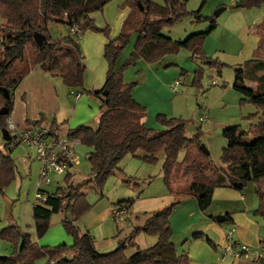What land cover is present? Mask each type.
<instances>
[{"label": "trees", "instance_id": "16d2710c", "mask_svg": "<svg viewBox=\"0 0 264 264\" xmlns=\"http://www.w3.org/2000/svg\"><path fill=\"white\" fill-rule=\"evenodd\" d=\"M112 1L0 0V109L6 107L8 110L7 115H0L1 130H7L6 119L10 117L13 106V89L36 67L60 78L71 91H85L86 67L77 38L67 33L64 37L53 39L49 24L59 23L69 28L71 24L87 19L88 24L93 26L90 15L103 10ZM123 1L131 6V10L118 36L104 46L106 74L103 88L86 91L96 98L106 91L104 100H100L96 126L79 125L66 132L69 141H78L89 148L86 159L90 173L82 180H74L73 175L67 173L62 187L59 186L55 193H49L41 205L33 204L32 217L37 238L46 234L54 215L62 214L61 224L73 243L71 246L41 247L12 223L0 231V238L13 248L9 256H0V264H35L41 258L46 260V264H188L187 253L179 251L172 241L170 224V217L181 200L192 198L198 209L205 212L216 189L229 188L241 193L249 183L254 185V214L264 222V0H239L234 6L244 10L263 9L260 22L252 30L257 37L252 58L234 69L231 86L242 97L240 104H250L257 109L248 120L258 117V121L247 131L239 126L223 130L226 145L222 149L219 165L211 160L210 155L201 152L200 130L191 138L186 136V121L159 114L157 121L161 128H148L145 124L146 109L132 96L138 82L126 83L123 78L124 71L135 66L138 60L154 64L166 56L178 54L182 49L190 51L191 59L200 64L194 71L193 84L198 85L204 71L202 66L220 68L222 64L206 57L203 51L204 40L216 27L214 18H204L200 14L206 0L201 1L200 9L191 12L186 8L189 0H162V5L150 0ZM136 13L139 17L133 24ZM185 17H191L196 23L208 20L210 26L183 41L163 34L164 28L174 26ZM34 33L43 37L40 45L34 40ZM131 33L137 34L133 49L129 57L118 65ZM184 73L181 70L180 76ZM3 90L7 91L8 98H5ZM53 125L57 126L55 122ZM13 139L11 137L5 143L6 150L0 154V195L4 194L16 175L10 157ZM180 154H183L181 161ZM160 155L163 157V183L174 200L133 226L128 238H124L122 245L115 250L99 253L90 233H82L76 226L79 218L91 208L84 191L101 192L107 179L120 171V162L128 156L156 165ZM151 180L148 179V184ZM124 182L132 183L139 190L137 198L142 195L141 184L136 179L129 178ZM133 204L134 200H121L113 206L129 211ZM229 220L226 215V222ZM140 234L156 237L155 244L126 256L127 246H135L134 240ZM191 239L205 240L212 246L211 241L201 233L192 234Z\"/></svg>", "mask_w": 264, "mask_h": 264}, {"label": "rangeland", "instance_id": "374dc122", "mask_svg": "<svg viewBox=\"0 0 264 264\" xmlns=\"http://www.w3.org/2000/svg\"><path fill=\"white\" fill-rule=\"evenodd\" d=\"M150 1L159 5L163 4L162 0ZM201 1L202 0H189L186 5L187 10L191 12L200 9ZM235 1L236 0H206L205 5L201 9L200 14L202 17L214 18L216 21V30L214 35L219 42H221V47H219L218 51H211V53L208 52L209 54L206 53L204 48L203 51L206 54V57L211 58L218 64H222V66L218 69H210L206 66H202L204 71L198 85L193 84V79L194 71L197 65L200 66V64L198 61L194 62L191 59L190 51L185 49L179 51L178 54L166 56L154 64H147L143 60H138L135 66L128 67L123 73L124 82H138L137 86L134 87L137 88L139 85H143L148 81L146 80L148 79L147 74L153 69H160L162 72L169 73L176 71L178 79L181 81V85L178 87V92L170 95L168 93V85L167 87L164 85L165 90L158 93L157 97L162 105L161 107L158 105H148V107L145 108L147 119H151V124L155 126L153 129H158L161 128V125L157 121V116L159 114L165 115L167 118H180L187 123L186 136L188 138H191L197 130H200V143L206 147L211 160L217 165H219L222 149L226 145V141L222 137L223 130L228 127L239 126L242 130L247 131L251 125L256 124L258 121V117L248 120V117L255 113L257 109L250 104H240L242 97L231 88L234 79V69H236L243 62L251 59L253 51L256 48H253L255 46L256 37L250 36L248 40L243 41L238 39L233 33H230L226 28L224 19L230 15L229 11L234 9L233 2ZM225 7L228 8L226 12L221 13L218 17L214 16L219 9ZM130 10L131 6L126 4L125 1L113 0L107 4L103 10L90 15L93 26L88 24L87 19H81L79 21L78 25L81 29V35L77 37V43L79 45L82 62L86 67L83 83L85 91H71L68 89L67 95L70 100L69 104H71V107L76 105V100L78 99L87 101L88 104L85 105V116L89 117L91 114L94 116L83 123H77V125L75 124V126L73 125V122H71L72 127L68 124L69 121H62L66 122L65 124L55 123L57 126H62V128H64L59 130V134L61 136L65 137L64 132H67L68 129H73L79 125L96 126L97 117L99 115L100 99L87 94L86 91L93 92L92 86L93 88L95 86L98 90L103 88L106 74V63L103 58L104 46L107 42L118 36L122 28L123 20L127 17ZM251 13H254L253 15L255 16H260L261 18L263 16V9L254 8ZM138 17L139 14L136 13V16H134L132 20L133 24L137 21ZM1 21L2 20L0 19V22ZM209 26L210 24L208 20L196 23L191 17H185L174 26L164 28L162 32L173 40L183 41L191 34L204 32L207 28H209ZM49 32L53 39H57L66 36L68 28L63 24L52 23L49 24ZM136 38L137 34L131 33L129 43L124 49L118 61V65L122 64L129 57ZM181 70L185 72L182 76H180ZM211 81H215L216 84L211 85ZM224 86L225 88H223ZM249 86L252 85L249 84ZM166 88L168 90H166ZM157 91L159 92L158 88ZM71 92H74L75 94L79 93L80 95L76 98V96ZM89 103H91V106H89ZM204 114L206 115V121L200 122L199 118ZM49 122L50 123H47L48 125L46 127L53 124V120ZM14 147L15 146H13V148ZM74 149L75 165L68 168L66 172L61 175L52 173L50 175L51 184L48 186H42V190L51 194L55 193L59 186L62 187L64 185V177L67 173L72 174L74 180H82L89 175L90 166L85 159L86 153L90 151L89 148L77 143ZM194 155H196L195 152ZM159 157L160 160L156 165H150L128 156L123 159V163L120 164V166H125L127 170H131L136 173V177H132L126 173L122 174L117 172L107 179L101 192H97L95 190L84 191L87 194L86 199L91 205V208L79 218L76 222V226L82 233L86 231L90 233L98 252H110L116 246L117 240L121 241V245L123 239L128 238L129 232H131L130 230H132L133 226L138 224V220L142 219L147 208H160L168 202L160 199L141 200V196L137 198L139 190L131 184L124 183V180L126 179H136L141 184V190L145 189L143 191V195L148 191L146 189H148L149 186H153V190L148 191V193L152 194V196L162 194L166 188L161 174L163 157L162 155ZM182 158L183 154H180L179 160L181 161ZM131 160L136 161L139 164H128V161ZM39 172L40 167L37 174L33 175L31 178H23V180L20 179L18 175L16 180L14 179V181L6 187L4 190L5 194L0 196V228L8 225V209L11 205L15 206L18 203L19 200L17 198L19 197V192L21 195L20 201H24L28 198L29 202L32 205L34 204V197L39 180ZM159 177L161 178L159 183L160 185L156 184V179ZM149 178H152V180L151 183L148 184ZM20 180H22L23 183L22 187L19 189ZM243 195L249 199H252L253 197V201L256 203L254 185L252 183L247 185L243 191ZM121 199H132L134 200V204L130 208L128 215L123 213L114 219L113 212L115 211V206L113 205ZM191 201L193 206H190V203H180L181 205L179 204L175 208L170 217V224L173 230L172 241L179 251H182L181 244H183L186 240H189L194 232H198V228L207 224L208 218L205 216H208L209 214L213 215V217L217 216L215 215V212L218 209L216 202H213V205H210L211 208L209 207L210 209L208 208L207 212L203 215L199 212L200 210L197 208L196 201L194 199H191ZM168 204L166 206H168ZM11 209L13 210V212L11 210V215L15 214L16 208ZM137 216H139L138 220L136 219ZM62 217V214L54 215L50 220L48 231L41 238H37L34 230L35 242L37 243L39 242L38 240H42V244L47 245H39L47 247L63 244L57 243L56 239H58V236H53L55 232H59L60 237L61 234L68 237L70 241L69 243H66V245L70 246L72 244V238L67 234L61 224ZM259 222L262 228L261 232H263L264 222L261 219ZM192 224H195V226L190 227ZM215 225L219 226V224ZM225 225H227V223L222 224V226L227 227ZM155 242L156 237L140 234L134 240L135 246L128 245L125 254L129 257L134 254L137 249L149 248L153 246ZM215 246L217 257L221 259V256H223L221 261L224 260L225 263L229 262L231 259L225 256L224 248L220 244L216 243ZM12 252L13 248L10 244L0 238V256H9ZM35 264H46V260L41 258L37 260Z\"/></svg>", "mask_w": 264, "mask_h": 264}, {"label": "crops", "instance_id": "0c3cea01", "mask_svg": "<svg viewBox=\"0 0 264 264\" xmlns=\"http://www.w3.org/2000/svg\"><path fill=\"white\" fill-rule=\"evenodd\" d=\"M237 1L239 0L233 2L234 6ZM227 9L228 8L225 7L221 13L226 12ZM251 11L252 9L246 11L243 9L234 8L232 11L231 10L229 11L230 15H228L224 19V23L226 25L227 30L230 33H233L238 39H241L243 41L248 40L250 36L256 37L253 34L252 30L253 27L257 25L262 18V17L260 18V16L253 15L254 13H251ZM221 13L218 16H220ZM215 30L216 28L207 36L204 42L203 48L207 54H209L208 52L211 53V51H218L219 47H221V42H219V40L214 35ZM256 45H257V37L255 41V46L253 48H255ZM147 77L148 79L146 80L148 81L145 84L143 85L141 84L137 88H134L132 92L133 98L144 108L148 107V105H158L161 107L162 104L157 99V97H158V93H161L163 90H165L164 85H166L165 87H167L168 85L169 90L167 88L166 90H168V93L170 95H172V93L176 94L178 92V88L175 93L171 91V87L174 81H179L181 85V81L178 79V74L176 71H172L169 73V72H162L160 69H153L148 72ZM157 88L159 89V92L157 91ZM95 89H96L95 86L94 88L92 86L93 92L98 91V89L96 90ZM67 91L68 88L64 86L60 78L52 77L50 74L43 72L40 69V67L33 69L13 89V106L9 117L11 122L14 124V126L17 129L23 130L31 127L47 126L48 125L47 123H50L49 121L52 120L57 124L59 123L65 124L66 122H62V121H69L68 124H70V126L72 124L71 122H73V125L75 126V124L77 125V123L78 124L83 123L87 121L89 118H92L94 116L93 114H91V116L89 117L85 116V109H86L85 105L88 104L87 101H84L83 99H78L76 100L77 102L76 105L74 107H71V104H69L70 100L68 99ZM89 106H91V103H89ZM145 124L148 128L151 129L155 127L153 124H151V119H147V116L145 119ZM60 129H64V128L60 126L59 130ZM64 135L66 136V132H64ZM5 143L7 142L3 140L2 130H1L0 154L4 153L6 150ZM74 150L71 156L73 158V162L69 165V167H73L76 163ZM10 157L16 168L15 180L18 175L20 179L23 180V178L26 177L31 178L33 175L38 173L40 164L37 160L34 147L17 145L12 149ZM128 162H129L128 164H132V165L139 164L133 160ZM122 163L123 160L120 162V164ZM120 164H119L120 173L122 174L126 173L132 177L137 176L136 173H134L131 170H127L125 166L121 167ZM22 180L19 181L20 184L19 189L22 187V183H23ZM160 181L161 178L160 177L157 178L156 184L160 185L159 184ZM125 184L132 185V183H125ZM144 190H142V195ZM146 190L148 191L153 190V186H149V188ZM148 191L143 196L141 195L140 198L141 200L160 199V200L168 201L163 206H166L168 203L170 204L174 200V198L168 193L166 189L162 192V194H156L154 196H152V194H149ZM18 194H19V197L17 198L19 200L18 203L15 206L11 205V207H9L8 209L7 215L9 222H7L8 223L7 226H9L12 223L19 225L21 230L29 236L30 240L32 242H35V238H34L35 227L32 217L33 205L29 202L28 198L24 201H20L21 199L20 192ZM191 199L192 198H184L181 200V204L190 203V206H193V203H191L192 202ZM121 200H127V199H121ZM253 200H254L253 197L252 199L251 198L249 199L246 196H244L243 192L241 193L236 192L229 188L216 189L214 191L212 204H211L212 206L213 202L217 203L218 209L216 210L215 215L217 216L221 215L225 217L226 215H228L230 220L229 222H225L227 223V225H225L227 227H224L220 224L219 226H216L215 224L217 223L214 221L213 215L209 214L208 216H205L208 218L207 224H205L203 227L198 228L197 230L198 232L196 233L203 234L206 239L211 241L212 246L208 244L205 240H192L191 238L187 240L188 243L186 242L185 244L184 243L181 244L182 251H185L188 255V264H264V233H263L264 231L261 232L262 228L259 222L260 218H258L254 214V211L256 209V203ZM163 206L155 209L145 208L146 211L144 212L142 219L138 221V223H141L145 219V217H147L149 214L162 209ZM11 208H16V213H15L16 215L15 214L11 215V213L13 212ZM207 210L205 212H207ZM128 212L129 211H125V214L128 215ZM205 212H201V214L204 215ZM7 226H3L2 228H0V231ZM194 226L195 224H192L190 227H194ZM231 228L234 229L233 240L239 244L248 246L250 249V254L247 258H241V259H234L230 256L225 255L231 259L229 262L225 263L224 260L221 261L223 259V256H221V259L217 257L215 243L220 244L223 248H225L226 232ZM53 236H58V239H56L57 243H63L59 245H66V243H69L70 241L68 237H66L65 235L61 234L60 237L59 232L58 233L55 232ZM38 241H39L37 242L38 245L39 244L47 245V244H42L43 243L42 240H38ZM120 242H121L120 240H117L116 246L111 251L115 250L120 245ZM41 247H47V246H41Z\"/></svg>", "mask_w": 264, "mask_h": 264}, {"label": "built area", "instance_id": "2783aa9c", "mask_svg": "<svg viewBox=\"0 0 264 264\" xmlns=\"http://www.w3.org/2000/svg\"><path fill=\"white\" fill-rule=\"evenodd\" d=\"M68 33L71 37L77 38L81 35V29L78 24L73 23L68 28ZM216 84L211 81V85ZM180 82L174 81L171 91L176 92ZM79 97V93L71 92ZM205 114L201 115L199 120H206ZM7 131L13 139V146L27 145L35 149L37 160L40 164L39 180L37 190L34 197V204L41 205L46 201L49 192L41 189L42 186L51 184L50 175H61L66 172L69 165L73 162L72 153L78 141H69L67 137L59 134V129L55 125L49 127H31L23 130L17 129L11 122L10 118L6 119ZM125 214V210L121 207L115 208L113 216ZM234 229L231 228L226 232V246L224 248L225 255L234 259L247 258L250 254L248 246L239 244L233 240Z\"/></svg>", "mask_w": 264, "mask_h": 264}, {"label": "water", "instance_id": "95a60500", "mask_svg": "<svg viewBox=\"0 0 264 264\" xmlns=\"http://www.w3.org/2000/svg\"><path fill=\"white\" fill-rule=\"evenodd\" d=\"M224 10V8L222 9H219L216 13H215V17H218V15ZM34 40L36 41V43L38 45H40L43 41V37L38 34V33H34ZM3 94L5 96V98H8V93L6 90H3ZM106 96V91L103 92V94L99 97V99L101 101L104 100V97ZM8 114V110L6 107H2L0 109V115H7ZM2 137H3V140L8 142L10 141L11 137H10V134L7 130H2ZM200 150L203 154L205 155H209V152L208 150L206 149V147H204L203 145L200 146ZM66 205H67V200L63 203V208L65 209L66 208ZM214 221L217 223V224H223L226 222V217L225 216H215L214 217Z\"/></svg>", "mask_w": 264, "mask_h": 264}]
</instances>
